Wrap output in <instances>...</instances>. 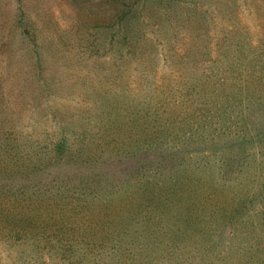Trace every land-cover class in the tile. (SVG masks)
<instances>
[{
	"label": "trees",
	"instance_id": "obj_1",
	"mask_svg": "<svg viewBox=\"0 0 264 264\" xmlns=\"http://www.w3.org/2000/svg\"><path fill=\"white\" fill-rule=\"evenodd\" d=\"M66 1L74 15L61 29L27 0H0V56L25 59L0 62V264L3 253L16 264H264V42L235 28L216 58L184 55L166 69L167 84L160 77L148 94L140 85L143 97L125 74L129 65L143 81L153 73L152 31L168 37L188 7L203 21L195 7L213 5L228 23L240 4ZM48 25L59 47L43 34ZM74 50L82 64L113 58L98 79L90 70L69 83L80 85L88 118L60 110L57 133L20 127L8 112L14 98L67 87L44 78L45 52L60 63ZM49 73L60 77V67ZM25 80L30 92H10Z\"/></svg>",
	"mask_w": 264,
	"mask_h": 264
},
{
	"label": "rangeland",
	"instance_id": "obj_2",
	"mask_svg": "<svg viewBox=\"0 0 264 264\" xmlns=\"http://www.w3.org/2000/svg\"><path fill=\"white\" fill-rule=\"evenodd\" d=\"M234 3L235 5H240H237L236 7L233 6L231 21L228 23L225 22L217 12L218 7L216 8L212 5V7L209 8L207 5H203L202 8L198 7V9L196 6L195 8L197 9V14L202 13L203 18L205 17V20L202 21L197 19L198 15H196V12H192V8H194V6H192V8L188 7L189 12H181L176 20H173V26L170 24L171 29L170 33H168V37H164L167 35V33L166 35H163L161 32L154 33L152 31L150 37L155 39L153 41V47L155 48V51H157V54H155L154 57L156 59L155 66L150 68L153 69V73L148 72L147 75H145V81H143L138 70H133L131 65L127 66L128 68L125 72L127 76L126 80L129 82V87L134 91L133 94L138 97H143L140 90V85L143 86V91H146L148 94V84L153 83L156 85L162 82L167 84L173 78V75L170 74L169 71H166V69L171 68L172 62H178L180 58L188 53H190L188 56L189 58L199 57V55L202 53V50L205 49V51L209 50L210 54L212 53L211 56L213 58H216V56L220 54V51H218V46L223 43V38L229 34V32H234L235 28L243 29V32L250 37L252 44H256L259 41L264 42V1L234 0ZM25 7L29 10H32L33 7H35L39 10L45 23L51 20L55 24V27L58 26L61 29L68 28L73 20L72 17L74 12L69 7L66 0H27ZM201 10L202 12H200ZM52 27V25H48L46 30L44 29L43 34L45 37H47L46 39L50 40V43H52L51 45L53 47H59L60 43L58 41L56 42L52 35V30H54ZM205 28L207 33L204 32ZM3 42L7 43V41ZM204 42L205 45H208L207 49L204 48ZM51 51L45 52L46 56H48V59L45 62V71L43 72L44 78L47 81H55V79H59L61 81L63 79L61 83H64L67 87H61V91L59 90V93L58 91H55V93L51 92L50 94H39L38 97H27L28 99L25 98L24 102L20 99L14 98V106H12V110L9 109L8 112L14 119L17 120V123L20 127L24 126L23 129L25 130H30L34 126H37L39 123H41L43 124L42 126L48 128L50 132L52 131L57 133V131L54 130L57 126L56 124L60 125V123H62V119H60V110L69 115L77 114L76 112H79V114H83L82 116L88 118L86 116L89 112L90 106L88 107V104L82 101L81 96L79 97L81 92L80 85L71 86L69 83L78 79L81 80L83 74L86 73V71L89 72L90 70H92V72H89L92 74V77L98 79L97 76L99 73H105V71L98 72V70L101 68H107V64L113 60V58L109 55L103 57L100 61L99 59L95 60V58H93L90 61L83 62L84 64H82L77 56V51L74 50L68 52L66 51V54L60 56V63H58L56 58L57 56H55ZM172 51H174L173 53L177 55L175 57L178 58H175L172 55ZM62 52L63 49L60 48V55ZM20 53V56H17V54H11V59L8 58L5 53L1 54L0 62L7 64L6 61L10 60V67H12L16 60L17 62L22 59L25 61L23 53ZM196 53H199V55ZM146 57H148V55ZM49 59L51 61H49ZM94 61L97 66L94 65ZM17 64L18 67L21 66V64ZM56 65L57 67H60V77L58 75L49 73L50 68ZM98 66L101 68H98ZM161 73L164 74L161 75ZM173 74L178 73L175 71ZM160 77H163L161 80L162 82L160 81ZM28 79H30V76H28ZM12 83L14 84L15 81ZM12 83L8 82L7 84L9 90L12 88ZM18 84L16 87H13L10 92L17 93L21 90L23 93H26L29 88L27 87L29 80H25ZM27 92H30V90ZM62 92L64 93L62 94ZM15 97L17 98V95H15ZM42 110L47 111L49 115H44L43 118L36 116L39 115ZM54 110L57 111V120L55 121L53 120V116L51 114V112ZM33 112H36V115H33ZM85 118L83 119V117H74L72 119H68V122H85ZM37 119L38 122H36ZM227 236L228 237L225 242V246H234L236 244L235 240L232 239L234 237L229 235ZM15 257L16 256L14 254L3 253L1 255V262L3 264H16Z\"/></svg>",
	"mask_w": 264,
	"mask_h": 264
}]
</instances>
